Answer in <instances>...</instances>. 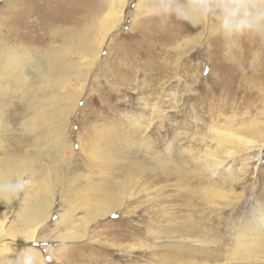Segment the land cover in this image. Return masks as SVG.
<instances>
[{
    "label": "rangeland",
    "instance_id": "1",
    "mask_svg": "<svg viewBox=\"0 0 264 264\" xmlns=\"http://www.w3.org/2000/svg\"><path fill=\"white\" fill-rule=\"evenodd\" d=\"M15 1L19 11L11 26L26 31L23 22L33 20L27 16L28 11L41 0H27L31 6L24 3L26 0H0L3 21L10 17L9 7ZM137 2L129 0L126 19L112 33L93 78L90 75V83L84 91L83 83L78 86L82 95L77 115L72 117L68 141L75 152L68 163L57 165L65 177L75 174V167H81L82 174H90L79 146L81 140L88 145V151L96 148L93 167L103 172L106 185L120 188L119 183L126 182L128 190L120 191L127 193L129 200L110 216L93 220L87 213L88 196L75 193L70 184L61 180L54 188L55 208L38 240L19 245L10 238L0 244V264L13 260L26 248L38 253L44 264H187L186 261L200 263L202 259L201 264H230L226 256L236 252L237 234H243L254 217L264 214V149L259 152L256 146L250 152L242 151L231 161L234 178L224 184V207L206 204L204 188L209 184L191 159L206 148L215 150L209 128L223 125L225 116L232 117L234 124L264 121V79H250L247 70H243L233 73L238 77L235 81L230 71H217L229 53L216 37L197 42L198 36L192 30L179 39L155 40L164 35V30H160L155 18L135 17ZM32 9L37 13L38 9ZM139 31L144 35L142 43L152 44V60L166 64V68L150 69L146 57L133 56L139 47L143 48L138 44ZM240 41L239 50L231 52L235 56L250 46L246 37ZM214 42L220 43L216 48L219 57L210 51ZM261 74L264 72L257 75ZM15 104L8 107V116H13ZM141 114L149 125L146 140L129 151L121 143L112 145L118 138L125 141L126 127L134 131L128 124L132 125ZM91 132L97 135L93 140ZM19 135L16 130L7 134L3 130L0 158L25 145ZM132 137L129 142L137 141V136ZM42 165L55 169L52 162ZM66 167L69 170L65 171ZM113 176L120 180L115 181ZM30 196L31 189L27 187L7 217L6 228L14 235L27 232L18 219V207ZM192 228L198 230L194 232L196 238L208 236L210 244H203L200 249L210 251L214 259L207 258L204 252H187L194 245L189 239H181Z\"/></svg>",
    "mask_w": 264,
    "mask_h": 264
},
{
    "label": "bare ground",
    "instance_id": "2",
    "mask_svg": "<svg viewBox=\"0 0 264 264\" xmlns=\"http://www.w3.org/2000/svg\"><path fill=\"white\" fill-rule=\"evenodd\" d=\"M139 2L140 0L135 5V17L138 16ZM24 3L31 6L27 0ZM128 4L129 0H41L40 4L32 6L38 9L37 13L32 12V8L28 11L27 16L32 17L33 20L23 22V29L28 28L26 31L11 26L13 17H16V12L19 11L16 1L9 7L10 17L3 21L0 16V134L3 130L4 134L16 130L21 134L19 141L25 144L22 148L0 158V171L25 173L29 177L27 187L32 193V196L25 202L21 201L18 207V219L27 231L23 234L14 235L6 228L7 217L11 215L18 199L9 203L0 201V244L10 238L19 245L38 240L40 231L55 208L57 196L54 188L61 180L70 184L75 193L88 196L87 213L93 216V220L110 216L129 200L127 193L121 194L120 191L121 188L128 190L126 182L119 183L120 188L114 184L106 185L103 172L93 167L96 163V148L88 151V145L82 143L80 139L79 146L90 166L89 171H85L90 174H82L80 172L83 169L75 167L74 170L77 172L65 177L62 174V167L57 166L68 163L75 152L73 145L68 141L70 126L73 125L72 117L77 115L78 103L82 95L78 86L83 83L82 91H84V87L90 83V75L93 78L94 69L101 60L103 49L109 45L112 33L118 30L126 19ZM175 22V19L170 20L168 27L167 25L161 27L160 30H164V35L158 36L155 40L179 39L192 30L198 36L200 29L197 27L188 23L175 24ZM137 34L140 40L138 44L141 43L143 48L139 47L141 51L133 56L146 57L150 62V65L148 64L150 69L154 66L156 69L167 66L152 60V44L142 43L144 35L142 34V37L140 31ZM248 41L250 46L246 51H241L239 56L228 51L229 54H226L227 57L223 62L221 61L222 64L217 71L224 69V73L230 71L234 75L233 73L247 70L250 79H264V74L257 75L258 72H264V57L258 61L253 59V53L260 45L250 39ZM219 46V42H214L210 51L217 52L216 48ZM218 53L219 57L220 53ZM228 64L230 67H227ZM233 79L236 81L238 77L235 76ZM15 102L17 105L15 104V109H12L14 114L8 116V107ZM138 117L136 121L131 122L132 125L128 124L134 128V131L131 132V129L126 127L125 141L118 138L117 143L113 142L112 145L119 146L118 144L121 143V147L129 151L134 145L138 143L141 145L144 142L147 137L145 135L147 131L149 132V125L144 123L142 114ZM225 121L223 125H212L209 128L212 135L211 142L216 146L215 150L206 148L202 154L191 158L199 166L200 175L206 177L209 184L204 188L206 204L212 203L220 207L226 205L224 184H227L230 178H234L231 161L235 160L237 154H241L242 151L250 152L256 146L259 152L264 149V128H261L264 121L253 119L250 122L242 121L240 124H234L236 121L228 116H225ZM89 135L91 140L97 136L92 132ZM132 136H137L135 138L137 141L129 142L128 139ZM217 152H221L222 156ZM46 161L52 162L55 169L42 165ZM66 170H69V167H66ZM113 179L117 181L120 177L113 176ZM246 227L248 229L245 228L243 234L236 236L234 242L236 252H230L231 256H226L230 264L264 262V214H258ZM195 231L198 230L188 229L181 239L182 242L189 239L194 245L192 247L195 249L189 247L187 252L191 255H201L204 252L207 258H213L210 251L200 249L201 245L210 244L208 236L204 237L205 233H201L204 239L196 238ZM195 261L189 263L186 261V263L201 264L203 259L200 263Z\"/></svg>",
    "mask_w": 264,
    "mask_h": 264
},
{
    "label": "clouds",
    "instance_id": "3",
    "mask_svg": "<svg viewBox=\"0 0 264 264\" xmlns=\"http://www.w3.org/2000/svg\"><path fill=\"white\" fill-rule=\"evenodd\" d=\"M140 17L155 18L164 27L175 19L200 29L197 42L216 37L223 47L234 52L241 38L258 42L254 61L264 57V0H140ZM29 180L25 173L0 171V201L19 199ZM3 264H44L38 253L21 250L13 260Z\"/></svg>",
    "mask_w": 264,
    "mask_h": 264
}]
</instances>
